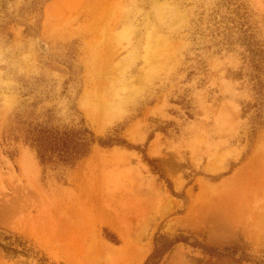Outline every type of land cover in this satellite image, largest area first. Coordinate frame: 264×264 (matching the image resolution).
Listing matches in <instances>:
<instances>
[{
  "label": "rangeland",
  "instance_id": "rangeland-1",
  "mask_svg": "<svg viewBox=\"0 0 264 264\" xmlns=\"http://www.w3.org/2000/svg\"><path fill=\"white\" fill-rule=\"evenodd\" d=\"M82 122L130 145L23 137ZM160 234L189 239L157 264H264V0H0V264H144Z\"/></svg>",
  "mask_w": 264,
  "mask_h": 264
},
{
  "label": "trees",
  "instance_id": "trees-1",
  "mask_svg": "<svg viewBox=\"0 0 264 264\" xmlns=\"http://www.w3.org/2000/svg\"><path fill=\"white\" fill-rule=\"evenodd\" d=\"M24 140L37 152L38 158L43 164L50 162L62 163L70 167L75 166L81 159L87 157L93 146L98 143L103 147L113 145L130 144L122 137L113 134L98 137L88 124L84 122L78 126H42L34 125L25 129ZM188 237L182 234L170 237L168 234H160L152 255L144 264H157V259L162 257L174 244L187 242ZM201 246L217 256H223V252L207 248L200 242L192 243Z\"/></svg>",
  "mask_w": 264,
  "mask_h": 264
},
{
  "label": "bare ground",
  "instance_id": "bare-ground-1",
  "mask_svg": "<svg viewBox=\"0 0 264 264\" xmlns=\"http://www.w3.org/2000/svg\"><path fill=\"white\" fill-rule=\"evenodd\" d=\"M87 109V108H86ZM89 109V108H88ZM91 109H89L88 111H90ZM92 111V110H91ZM173 223V222H172ZM128 234V233H127ZM125 237V236H124ZM126 238V237H125ZM133 258V257H132Z\"/></svg>",
  "mask_w": 264,
  "mask_h": 264
}]
</instances>
